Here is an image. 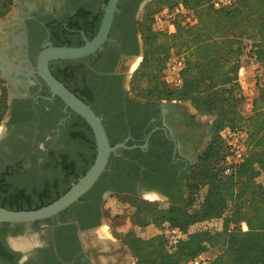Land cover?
Instances as JSON below:
<instances>
[{"label":"flooded vegetation","instance_id":"obj_1","mask_svg":"<svg viewBox=\"0 0 264 264\" xmlns=\"http://www.w3.org/2000/svg\"><path fill=\"white\" fill-rule=\"evenodd\" d=\"M159 1L119 0L107 38L96 51L51 62L52 73L103 117L108 135L115 136L113 145L126 147L112 154L105 178L65 210L30 225L0 223V264H132L126 250L108 256L119 247L113 241L110 250L97 238L104 226L105 195H154L168 202L186 195L187 175L208 133L207 120L187 103L141 97L133 83L144 55L141 24ZM108 3L13 0L10 12L0 18V80L12 93L0 135V206H37L74 183L64 165L73 166L79 155L67 146L72 131L83 129L88 138L77 142L85 152L76 156V173L95 158L92 129L93 136L78 114L52 94L37 73V57L49 43L82 46L93 40ZM114 158L120 170H112Z\"/></svg>","mask_w":264,"mask_h":264},{"label":"trees","instance_id":"obj_2","mask_svg":"<svg viewBox=\"0 0 264 264\" xmlns=\"http://www.w3.org/2000/svg\"><path fill=\"white\" fill-rule=\"evenodd\" d=\"M213 1L160 0L155 7L148 8L142 23L144 58L133 78L134 90L149 99L190 102L198 113L213 119L208 125L210 141L198 164L187 175L189 196L174 197L168 206L155 203L138 206L132 215L135 224H155L162 228L168 222L186 232L187 237L172 251L163 234L150 238L132 236L129 245L138 264H189L211 248H221V252L208 259L207 264H264V181H258L264 177V85H257L253 107L246 113L244 89L239 82L245 57L255 58L264 69V0H233L231 5L220 8H215ZM178 3L194 11L197 23L187 26L176 21L173 33L155 29L153 15ZM12 5L13 0H0V18L10 12ZM173 54L185 55L181 85H172L164 78V70ZM3 89L0 123L8 108L5 86ZM77 116L93 136L88 123ZM227 127L248 134L245 159L234 165L228 174L225 169L230 147L222 136ZM85 133L83 129L72 131L67 145L70 151H78V156L85 152L81 149L83 144H77L88 141ZM109 137L114 144L115 136L110 131ZM76 156L72 159L73 166L64 162L68 174H74L72 182H76L94 161L91 159L76 173ZM112 163L113 171L120 170L115 166V158ZM125 168L126 171L131 168L128 162ZM70 186L68 184L56 196L37 206L8 205V208H40L57 199ZM117 190L124 191L123 188ZM223 216L220 230L190 231L191 226L201 227L204 221ZM98 217H101L100 210Z\"/></svg>","mask_w":264,"mask_h":264},{"label":"water","instance_id":"obj_3","mask_svg":"<svg viewBox=\"0 0 264 264\" xmlns=\"http://www.w3.org/2000/svg\"><path fill=\"white\" fill-rule=\"evenodd\" d=\"M118 1L109 0L101 28L93 40L87 41L82 46H54L49 43L48 46L40 51L37 57V73L45 81L52 94L61 98L66 107H70L80 115L92 129L96 144V155L93 163L76 182L72 183L65 193L47 205L36 209L23 210L0 206V223H25L30 225L33 221L52 217L65 210L73 203L79 201L98 183L102 175L108 170L112 154H116L120 147H126L124 143L117 145L111 143L103 117L89 103L60 81L50 68V64L53 61L78 59L96 51L107 38L114 12L117 10ZM4 128L3 132L5 131Z\"/></svg>","mask_w":264,"mask_h":264},{"label":"built area","instance_id":"obj_4","mask_svg":"<svg viewBox=\"0 0 264 264\" xmlns=\"http://www.w3.org/2000/svg\"><path fill=\"white\" fill-rule=\"evenodd\" d=\"M233 0H214L213 5L215 8L231 5ZM181 21L187 26L197 23L198 18L193 10L185 7L183 3H178L173 7H164L153 15V27L158 30H163L168 33L176 31V21ZM251 65L254 69L255 84L253 86H243L242 77L244 76L243 65L239 72V82L244 89L245 94V111H251L253 107V100L257 95V85H264V69L256 61L255 58L250 59ZM186 66V59L184 54H173L166 65L164 70L165 80L172 85H181L183 80L181 76L182 70ZM4 84L0 80V98L3 94ZM222 136L230 147V152L226 156V169L225 173L231 172L234 165L244 161L247 153V137L248 134L244 130L225 128L222 131ZM160 234L164 235L167 246L173 251L176 249L180 241L187 237V233L183 232L180 228L170 225L165 222L160 228ZM208 258L205 254H200L189 261V264H207Z\"/></svg>","mask_w":264,"mask_h":264},{"label":"rangeland","instance_id":"obj_5","mask_svg":"<svg viewBox=\"0 0 264 264\" xmlns=\"http://www.w3.org/2000/svg\"><path fill=\"white\" fill-rule=\"evenodd\" d=\"M154 5L152 6L155 7ZM144 20L142 21V23H144ZM141 30H142V24H141ZM143 58H144V55H142V59L140 60L139 65H137L138 67L136 71L139 69L140 65L142 64ZM244 59L246 61L245 65L247 64L251 66L252 68L254 67L253 65H251L250 60H248L246 57ZM136 71L134 72V75ZM11 96H12V93L10 89L7 90L5 88V99L7 100V103H8V98H10ZM183 103H187L189 106H191L198 115L206 118L208 125L210 124V122L213 119L212 116L202 115L198 113V111L191 105L190 102H183ZM247 112L248 111L246 110V113ZM7 114H8V108L5 112L3 120L0 123V129L3 127V123L5 122ZM209 141H210V137L207 133L200 149L197 152V157H196V161L194 165L198 164L199 162L198 160L200 156L202 155L203 151L206 149V146L208 145ZM258 181L263 182L264 177L259 178ZM188 191L189 190L187 188V192L185 195L186 198L189 196ZM151 203L159 204L161 206H168L169 204H171V202H168L166 199H163V198L155 199L154 196H152L150 199V198H146L143 195H132V194H127V193H114V194L109 193L105 195L102 201V206H103V211H104L103 230H104V227H107L105 226V224L109 225L110 229L108 227L107 229L110 232V235L105 233L104 232L105 230L103 231L102 229H99L98 231L96 230L98 232L97 238L102 239L104 243H100V244L106 246L110 250L112 249L111 247H113L114 243L116 244L115 247H119L118 251H116L115 253H113L112 251L111 254H107L108 256L122 253V252H125L126 250L131 256L132 264H138L137 258L134 252L132 251V249L130 248L129 239L132 236H136V235L139 237H143V238H150V237L160 234L161 229L158 228L155 224H149V225L135 224L132 221V215L136 207L148 206ZM223 219H224V216L217 218V219L204 221L201 227L191 226L190 231L193 232V231L201 230V229L220 230L223 227ZM244 228L246 229V226ZM104 248L105 247L103 248L96 247L97 250L104 249ZM220 252H221V248H211L209 249L208 252L204 254L208 259H213ZM99 255L106 256V254H103V253H99ZM104 259H106V257H104ZM101 261H103V259H101Z\"/></svg>","mask_w":264,"mask_h":264},{"label":"crops","instance_id":"obj_6","mask_svg":"<svg viewBox=\"0 0 264 264\" xmlns=\"http://www.w3.org/2000/svg\"><path fill=\"white\" fill-rule=\"evenodd\" d=\"M243 73L244 76L241 78L243 86H253L255 84L254 69L246 64Z\"/></svg>","mask_w":264,"mask_h":264},{"label":"bare ground","instance_id":"obj_7","mask_svg":"<svg viewBox=\"0 0 264 264\" xmlns=\"http://www.w3.org/2000/svg\"><path fill=\"white\" fill-rule=\"evenodd\" d=\"M0 32H1V24H0ZM10 46H11V45H10ZM3 53H5V52H3ZM5 57H6V56H5ZM0 60H1V56H0ZM7 65H8V64H7ZM17 67H18V66H17ZM2 128H3V127H2ZM2 128L0 129V135L3 133V129H2ZM148 196H149V195H148ZM152 196H154V195H152ZM152 196H151V197H152ZM105 230H106L107 232H109L108 229H107V227L105 228ZM26 242H27V241H26ZM19 244L22 245V246H25V245H26L25 242H24V243H23V242H20ZM27 244L29 245V243H27Z\"/></svg>","mask_w":264,"mask_h":264}]
</instances>
